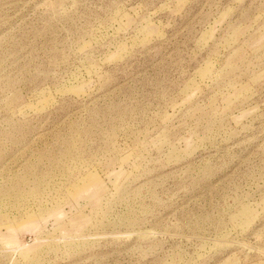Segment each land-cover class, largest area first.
<instances>
[{"label": "rangeland", "instance_id": "obj_1", "mask_svg": "<svg viewBox=\"0 0 264 264\" xmlns=\"http://www.w3.org/2000/svg\"><path fill=\"white\" fill-rule=\"evenodd\" d=\"M0 264H264V0H0Z\"/></svg>", "mask_w": 264, "mask_h": 264}]
</instances>
